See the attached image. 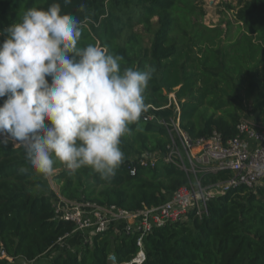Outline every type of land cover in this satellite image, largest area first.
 I'll return each mask as SVG.
<instances>
[{"label": "trees", "instance_id": "trees-1", "mask_svg": "<svg viewBox=\"0 0 264 264\" xmlns=\"http://www.w3.org/2000/svg\"><path fill=\"white\" fill-rule=\"evenodd\" d=\"M197 1L0 0V31L29 8L60 3L64 13L81 20L90 16L80 46H106L124 56V67L142 69L150 63L157 68L146 92L148 111L123 139L125 159L116 175L103 181L89 169L69 175L65 166L54 180L67 200L140 209L169 200L188 184L184 170L161 159L147 166L137 163L135 174L128 168L131 157L166 152L170 137L159 120L176 114L170 93L180 106L182 128L193 138L214 131L224 139L233 137L242 118L264 126V0H239L235 17L245 30L230 41L220 25L204 23L205 11L198 10ZM27 166L22 146L0 144V264H15L18 258L36 264H122L137 255V236L109 227L92 243L40 262L75 224L57 215L40 176L19 173ZM230 176L229 171L205 173L202 181L208 185ZM143 249L142 264H264V185L235 186L211 198L203 218L155 228L144 238Z\"/></svg>", "mask_w": 264, "mask_h": 264}, {"label": "clouds", "instance_id": "clouds-1", "mask_svg": "<svg viewBox=\"0 0 264 264\" xmlns=\"http://www.w3.org/2000/svg\"><path fill=\"white\" fill-rule=\"evenodd\" d=\"M89 20L52 3L0 31V144L23 147L20 174L49 178L63 164L69 175L89 169L110 181L125 159L123 139L148 111L157 68L124 67L106 46H80Z\"/></svg>", "mask_w": 264, "mask_h": 264}, {"label": "built area", "instance_id": "built-area-1", "mask_svg": "<svg viewBox=\"0 0 264 264\" xmlns=\"http://www.w3.org/2000/svg\"><path fill=\"white\" fill-rule=\"evenodd\" d=\"M175 112L168 120H159L170 137L166 152L131 157L128 165L131 173L135 174L137 163L153 165L161 159L184 170L189 182L179 187L169 200L157 206L125 209L85 199L71 201L59 194V201L55 203L57 215L74 222L72 233L84 234L86 243H92L95 234L109 227L136 235L140 249L131 261L125 262L127 264H142L145 261L144 238L155 228L187 221L192 216L203 218L208 213L211 198L220 197L235 186L253 188L264 179V126L242 118L237 125V134L233 137L224 139L222 133L214 131L210 136L193 138L181 126L178 103ZM220 171H229L231 176L215 183L203 184V174Z\"/></svg>", "mask_w": 264, "mask_h": 264}, {"label": "rangeland", "instance_id": "rangeland-1", "mask_svg": "<svg viewBox=\"0 0 264 264\" xmlns=\"http://www.w3.org/2000/svg\"><path fill=\"white\" fill-rule=\"evenodd\" d=\"M239 0H198V10L203 9L205 11V15L203 17V21L208 26H221L228 32L227 39L235 40L241 31L245 30V27L237 21L235 17V12L238 8ZM232 4L235 6V9H229L228 5ZM142 26L137 25L136 29L141 30ZM149 39L147 38V41ZM171 104L177 108V100L175 98L174 93H170ZM3 139V137H0ZM65 166L62 168H56V172L52 177L43 178L45 182L47 191L52 195L54 203L59 201V188L60 186L54 180V176L59 173ZM264 185V181H261L259 185ZM86 236L82 233H72L66 237H64L61 241H58L52 248L48 250L46 255L39 259L40 262H48L50 256L64 252L67 250H73L77 248L80 244L86 243ZM12 260V259H11ZM15 264H36V261H27L22 258H18L15 261Z\"/></svg>", "mask_w": 264, "mask_h": 264}, {"label": "crops", "instance_id": "crops-1", "mask_svg": "<svg viewBox=\"0 0 264 264\" xmlns=\"http://www.w3.org/2000/svg\"><path fill=\"white\" fill-rule=\"evenodd\" d=\"M59 193H60V188H59ZM63 198V197H62ZM65 199V198H64Z\"/></svg>", "mask_w": 264, "mask_h": 264}, {"label": "bare ground", "instance_id": "bare-ground-1", "mask_svg": "<svg viewBox=\"0 0 264 264\" xmlns=\"http://www.w3.org/2000/svg\"><path fill=\"white\" fill-rule=\"evenodd\" d=\"M125 264H127V263H125Z\"/></svg>", "mask_w": 264, "mask_h": 264}]
</instances>
